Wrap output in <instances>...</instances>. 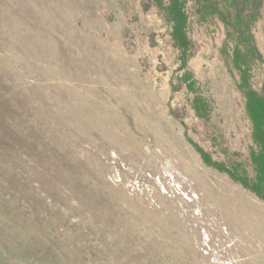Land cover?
<instances>
[{"label":"rangeland","instance_id":"rangeland-1","mask_svg":"<svg viewBox=\"0 0 264 264\" xmlns=\"http://www.w3.org/2000/svg\"><path fill=\"white\" fill-rule=\"evenodd\" d=\"M168 26L150 0H0V264H264V189L226 170L255 174L264 1L250 83L218 19L181 59Z\"/></svg>","mask_w":264,"mask_h":264},{"label":"trees","instance_id":"trees-1","mask_svg":"<svg viewBox=\"0 0 264 264\" xmlns=\"http://www.w3.org/2000/svg\"><path fill=\"white\" fill-rule=\"evenodd\" d=\"M162 10L163 18L169 25V36L172 44L178 50V59L188 56L191 43L192 21L203 22L209 19H218L225 29L226 41L231 42L234 58L244 60L243 77L241 81L250 83L249 58H258L255 49L250 44H244L246 39L251 42L248 31L251 25L261 16V8L264 0H150ZM242 43V44H241ZM242 45L241 48L239 45ZM246 51V52H245ZM188 54V55H187ZM250 55V56H249ZM249 56V57H248ZM236 61H238L236 59ZM248 64V65H247ZM238 66V64H237ZM239 67V66H238ZM245 111L251 122V136L255 148L250 150V162L255 165L254 176L251 178L242 170L238 163L228 164L230 174L237 173L241 179V185L251 192L255 188L264 189V96L252 88L247 89ZM198 107L203 103L197 97ZM193 103V101H192ZM201 158L209 162L210 154L202 153ZM220 166L222 167L221 163Z\"/></svg>","mask_w":264,"mask_h":264}]
</instances>
